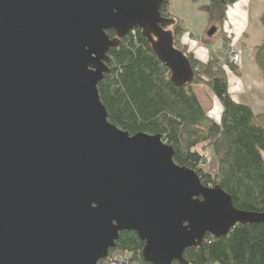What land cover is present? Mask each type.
Returning <instances> with one entry per match:
<instances>
[{"label":"water","instance_id":"1","mask_svg":"<svg viewBox=\"0 0 264 264\" xmlns=\"http://www.w3.org/2000/svg\"><path fill=\"white\" fill-rule=\"evenodd\" d=\"M163 2L0 0V264H98L129 231L145 262L186 264L206 235L264 223L174 163L160 135L108 122L97 88L132 30L175 86L194 77Z\"/></svg>","mask_w":264,"mask_h":264},{"label":"trees","instance_id":"2","mask_svg":"<svg viewBox=\"0 0 264 264\" xmlns=\"http://www.w3.org/2000/svg\"><path fill=\"white\" fill-rule=\"evenodd\" d=\"M163 1L162 17L173 22L167 31L174 48L191 64L194 77L187 86H175L145 35L132 30L108 53L110 72L97 88L108 122L131 136L160 135L173 148L174 163L193 170L202 184L219 186L236 210L264 213V113L253 114L249 105L229 95L224 68L216 58L210 55L205 63L194 58L180 41L186 33L183 22L169 16V0ZM237 2L207 0L197 7L207 20L200 43H211L206 41L210 32L223 40L227 8ZM258 18L264 30V10ZM107 36L115 37L113 31ZM256 51L255 61L264 77V38ZM193 86L211 90L222 106L220 123L206 115ZM205 149L210 150L208 161L203 160ZM143 246L134 232H121L109 252L126 253L127 264H149L143 258ZM183 259L186 264H264V223L238 224L222 238L206 235L200 246L185 251Z\"/></svg>","mask_w":264,"mask_h":264},{"label":"crops","instance_id":"3","mask_svg":"<svg viewBox=\"0 0 264 264\" xmlns=\"http://www.w3.org/2000/svg\"><path fill=\"white\" fill-rule=\"evenodd\" d=\"M238 2L240 3L239 8L241 9V11H243V14L241 15L238 14V8H235ZM238 2L228 7L229 9L226 16L228 20L227 23L224 25V30L228 39L234 37L235 40H238V42H242V45H240L239 49L241 54V63L239 66L236 67V72L234 70H232L233 72L230 71L225 65L226 63H220L223 65L222 67L224 68V70L226 69L227 75L232 74V76L228 77L227 79L229 95H231L237 102L249 105L252 109L253 114H259L264 112V109H262L264 105L260 104V98L256 97L255 95H251V92L256 91L253 86H256L257 84L254 83V80H252L253 78H257L256 72H259L262 76V73L259 71L257 63L255 61V56L257 53L256 48L262 43L264 38V30L261 29L262 27L258 26V17L264 10V0H238ZM187 9L194 11L192 13L197 12L195 16H192L195 19L197 18L198 22L195 25L191 21V17L188 19V21H186L187 17H185V21L182 18L183 13H185ZM167 11L172 15V17H176L183 22L184 27L186 28V33L180 38V41L188 47V50L194 55V58L197 61H200L202 63L207 62L209 56L211 55V51L213 52L214 49H216L217 47L219 49L223 46V41H221V38L219 36L218 40L221 42H219L218 45H213V43H210L212 44L211 48H209L208 46L201 45V43L198 41V38L201 35L198 37V33H203V30L206 27L207 20L204 14L200 11L195 10L193 6L189 4L188 1L169 0ZM252 14L256 19L252 20ZM251 21H256V25H252ZM208 36L216 38L217 34L215 32H210ZM262 80L264 83L263 76ZM247 82L249 86L246 84ZM243 84L246 86L245 89H242ZM250 86L253 87L254 90L251 89L253 91L249 89L251 88ZM199 88L200 87L198 86L192 87L193 93L197 98L199 105L203 108L206 114H208L209 118H213L216 123H220L222 106L220 107V104L218 103L216 97L213 96L212 92L208 95L213 102L211 104V107L208 101L206 106L202 104V100L197 95V90H199ZM209 108H213L214 112L210 113L209 110L208 113Z\"/></svg>","mask_w":264,"mask_h":264},{"label":"rangeland","instance_id":"4","mask_svg":"<svg viewBox=\"0 0 264 264\" xmlns=\"http://www.w3.org/2000/svg\"><path fill=\"white\" fill-rule=\"evenodd\" d=\"M186 1H188L189 2V4L190 5H192L193 6V8L195 9V10H197V7L198 6H201V5H204V4H206V1L207 0H186ZM239 5H240V3L238 2V4L236 5V9L238 8V10H239V12H238V14H243V11H241V9L239 8ZM229 7V6H228ZM228 9L229 8H227V11H226V16H227V12H228ZM197 11H199V10H197ZM192 12H194V11H192V10H189V9H187V11L185 12V13H183V15H182V18L184 19V21H185V17H187L186 18V21H188V19L191 17V21L193 22V24L195 25L198 21H197V18L195 19L194 17H192V16H195L196 15V13L197 12H195V13H192ZM242 12V13H241ZM202 13V12H201ZM199 15H202V14H199ZM169 16H172L170 13H169ZM251 18H252V20L253 19H256V18H254V16H253V14H252V16H251ZM226 20H228L227 18H226ZM258 22H259V20H258ZM227 23V21L224 23V25ZM251 23H252V25L254 24V25H256V21H251ZM224 25L221 27L222 28V30L224 31V33H225V30H224ZM258 26L259 27H261V25H260V23H258ZM262 29V28H261ZM250 32H251V30H250ZM202 34V33H201ZM200 33H198V37L201 35ZM216 37V36H215ZM217 38V39H216ZM216 38H212V37H209V36H207V38H206V41L208 42H211V43H213V45H218V43L219 42H221V41H223V46L221 47V48H219L218 49V47L216 48V49H214V51L212 52L211 51V55L214 57V58H216L219 62H224V63H226L225 65L227 66V68L230 70V71H232V70H237V68H235V66H233L234 67V69H232V68H230V65L232 66V64H230V63H228V59H227V57H226V54L227 53H225L224 51H225V49H226V47H227V49H228V51L230 50V48H235L236 49V51H238L239 53H240V51H239V49H240V45H242V42L241 41H239L238 42V40H235V38L233 37V38H231V39H228L227 38V36H226V33H225V37L223 38V40L221 39V41H219L218 40V36L216 37ZM201 45H203L202 43H201ZM229 45V46H228ZM204 46V45H203ZM209 48H211L212 47V44H208L207 45ZM227 51V52H228ZM240 56H241V54H240ZM210 57V56H209ZM223 66V65H222ZM233 72V71H232ZM236 72V71H235ZM227 73V71H226V69L224 70V74H226ZM257 73V78H253L252 80H254V83H256L255 85L256 86H253L255 89H256V93L253 91L254 89H253V87L252 86H250L251 88H249L250 90L251 89H253V90H251V91H253V92H251L252 94L251 95H255L256 97H259L260 99H259V102H260V104H262V105H264V83H263V80H262V76L260 75V73L259 72H256ZM234 75H237V74H234ZM232 76V74L231 75H225V77H226V81H227V79H228V77H231ZM248 86H249V84H248V82L246 83ZM251 85V84H250ZM198 87H200L199 88V90H197V95H198V97L202 100V104H204L205 106L207 105V101L209 102V105H210V107H211V104L213 103L212 102V100H211V98H209V93L211 94V90H209V89H207L206 87H204V86H198ZM245 85L243 84V88L242 89H245ZM260 87V88H259ZM258 92V93H257ZM218 101V100H217ZM219 103V102H218ZM221 107V106H220ZM262 109H264V106L262 107ZM209 110H210V113L211 112H214V110H213V108H209L208 109V113H209ZM205 112V111H204ZM206 113V112H205ZM264 113V112H263ZM263 113H261V114H263ZM207 116H208V114H206ZM209 117V116H208ZM213 119V118H212ZM214 120V119H213ZM203 160L204 161H208V159L210 158V150L209 149H205V150H203ZM114 254H116V253H114V252H109V255H108V257H107V259H105V260H103L104 261V264H108V262H109V257L111 256V255H114ZM118 258V260L120 259V257L118 256L117 257Z\"/></svg>","mask_w":264,"mask_h":264},{"label":"built area","instance_id":"5","mask_svg":"<svg viewBox=\"0 0 264 264\" xmlns=\"http://www.w3.org/2000/svg\"><path fill=\"white\" fill-rule=\"evenodd\" d=\"M229 46V45H228ZM227 47L225 49V53L226 57L228 59V63L232 64L233 66L237 67L240 65V53L238 51H236L235 48H230V50L228 51ZM120 257V259L118 260L117 257ZM127 255L126 253H116L114 255H111L109 257V262L108 264H127Z\"/></svg>","mask_w":264,"mask_h":264}]
</instances>
